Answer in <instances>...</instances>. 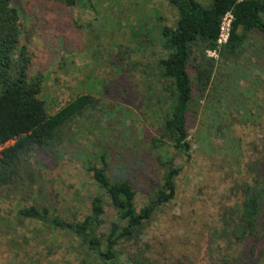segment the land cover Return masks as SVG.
<instances>
[{
  "label": "trees",
  "instance_id": "16d2710c",
  "mask_svg": "<svg viewBox=\"0 0 264 264\" xmlns=\"http://www.w3.org/2000/svg\"><path fill=\"white\" fill-rule=\"evenodd\" d=\"M15 1L0 0V188L17 190L28 186L34 155L56 156L79 119L105 111L100 99L81 95L56 114L48 112L42 99L46 76L33 72L32 56L21 37L22 12ZM58 1L71 8L79 0ZM168 3L177 10L178 20L174 26L161 27V57L142 70L146 78L141 81L154 109L150 119L156 136H144L147 151L162 167L160 186L149 193L144 205H138L135 182L111 180L108 153L98 152L101 164L89 161L88 171L117 214L106 236L98 233L105 209L103 199L96 196L91 214L80 222L68 223L46 206L21 208L16 222L0 223L4 228L0 241L22 251L34 240L23 237L26 221L42 222L52 232L65 231L77 237L100 264H118L120 246L140 245L157 217L166 213L177 197L182 167L175 156H190V122L202 111L203 117L211 120L206 139L212 157L222 160V164L214 162L223 171L214 184L226 186L220 207L209 210L206 199L201 206L211 219L207 223L208 261L264 264V0ZM227 15L232 16L230 37L220 47L221 26ZM209 52L218 57H210ZM240 81L246 87L238 92ZM210 102L215 109L207 106ZM12 141L15 144L6 147ZM19 232L23 242L18 241Z\"/></svg>",
  "mask_w": 264,
  "mask_h": 264
},
{
  "label": "rangeland",
  "instance_id": "374dc122",
  "mask_svg": "<svg viewBox=\"0 0 264 264\" xmlns=\"http://www.w3.org/2000/svg\"><path fill=\"white\" fill-rule=\"evenodd\" d=\"M15 2L22 12L21 37L32 56L33 72L46 76L42 99L48 112L54 115L76 97L92 95L101 100L105 114L94 112L79 119L56 156L34 155L28 171L33 181L27 179V187L0 188V223L16 222L19 209L34 205L49 207L68 223L80 222L91 214L92 200L99 196L105 213L98 233L106 236L117 214L88 171L89 161L99 166L97 153L106 151L111 180H133L138 205H144L149 193L160 186L162 167L148 152L144 136H156V130L150 119L154 109L147 86L141 82L146 78L142 70L161 57V27L174 26L178 12L168 0H79L71 8L58 0ZM244 87L240 81L236 89L240 92ZM207 106L214 108L212 102ZM210 124L202 111L191 120L190 156H175L182 167L177 197L157 217L140 245L120 246L118 264L209 263L207 223L211 219L201 206L206 199L209 210L220 207L226 190L214 184L223 171L216 166L222 160L212 157L206 139ZM217 139L213 141L221 144ZM26 222L23 237L33 238V243L20 251L0 241L2 264H100L77 237L52 232L42 222ZM23 237L19 232L18 241L23 242Z\"/></svg>",
  "mask_w": 264,
  "mask_h": 264
},
{
  "label": "built area",
  "instance_id": "2783aa9c",
  "mask_svg": "<svg viewBox=\"0 0 264 264\" xmlns=\"http://www.w3.org/2000/svg\"><path fill=\"white\" fill-rule=\"evenodd\" d=\"M239 1H243V0H239ZM231 21H232V16L231 15H227L223 19L222 26H221L220 37H219V41H218V44H219L220 47L225 45L228 42V40H229L230 29H231ZM209 54H213L215 58L218 57L216 52H209Z\"/></svg>",
  "mask_w": 264,
  "mask_h": 264
}]
</instances>
